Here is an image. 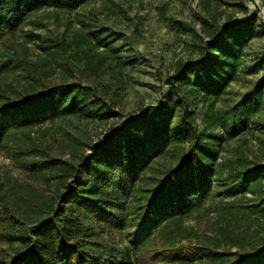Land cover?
I'll use <instances>...</instances> for the list:
<instances>
[{"label":"trees","instance_id":"obj_1","mask_svg":"<svg viewBox=\"0 0 264 264\" xmlns=\"http://www.w3.org/2000/svg\"><path fill=\"white\" fill-rule=\"evenodd\" d=\"M83 1L0 0V43L7 31L16 30L34 11L45 6L77 7ZM256 20L253 14L247 19L228 17L222 25L213 24L208 39L198 35L204 43L171 76L176 89L170 86L164 102L113 126L101 147L90 143V153L81 148L73 152L71 160L63 163L67 164L62 166L64 170L55 173L64 187L57 196H43L41 190L34 191L35 185L24 181L9 185L10 176H5L7 180L0 177V204L21 224L20 243L7 261L0 262L142 264L137 250L143 246L153 260L166 258L177 264L196 260L203 264H264V235L258 240L252 236L249 248L235 251L222 247L220 241L177 246L175 237L178 228L185 229L179 227L182 218L215 194L231 198L229 210L241 208L252 215L259 210L264 217V162L218 161L219 128L226 130L228 138L254 127L264 131V54L249 67L254 71L263 68L255 85L225 109L212 106L242 71L244 46L261 32ZM92 47L96 54L98 45ZM109 55L99 51L97 69L104 68L102 63ZM103 94L89 83L74 80L31 83L14 97L0 93V147L13 128L22 127L24 132L62 116L110 117L112 110L104 105ZM191 100L195 105L204 101L210 106L203 128L189 108ZM168 154L170 161L163 162L158 171L144 174L155 160ZM37 163L36 169L44 173L61 162L42 158ZM106 228L123 229L130 244L108 241L103 235ZM156 236H167V240L152 244Z\"/></svg>","mask_w":264,"mask_h":264},{"label":"rangeland","instance_id":"obj_2","mask_svg":"<svg viewBox=\"0 0 264 264\" xmlns=\"http://www.w3.org/2000/svg\"><path fill=\"white\" fill-rule=\"evenodd\" d=\"M252 14L261 32L246 42L242 71L213 103L215 110L240 100L262 76L263 68L254 71L249 67L264 54V0H84L77 7L45 6L29 14L16 30L7 31L0 43V93L14 97L31 83L81 81L104 93V105L111 107L113 115L102 120L62 116L29 127L28 131L23 132L22 127L11 129L0 147V177L7 180L5 176H10L9 185L24 181L35 185L34 191L41 190L43 196H57L59 188L64 187L55 173L64 170L62 166L67 164L63 163L71 160L73 152L81 148L90 153V143L101 147L113 126L140 115L150 105L164 102L170 86L176 89L171 76L204 43L198 35L206 40L214 23L222 25L228 17L247 19ZM92 45H98L96 54L92 53ZM99 51L110 54L102 70L95 66ZM189 106L203 128L210 106L204 101L195 105L192 100ZM218 132L222 136L219 162L227 158L234 162H264V131L254 127L229 138L225 129L219 128ZM42 158L61 163L42 173L36 169ZM171 158V154L158 158L144 174L158 171ZM19 188L24 190L21 185ZM230 199L215 194L199 210L183 217L179 227L185 229H177V246L220 241L224 242L222 247L235 251L249 248L252 236L258 240L264 235L261 212L252 215L241 208L229 210ZM1 211L0 204V260L7 261L20 243L21 224ZM103 235L110 242L130 244L129 234L123 229L106 228ZM164 238L167 240V236H156L152 244ZM140 247L137 253L142 264H177L166 258L153 260ZM191 264L203 263L196 260Z\"/></svg>","mask_w":264,"mask_h":264}]
</instances>
